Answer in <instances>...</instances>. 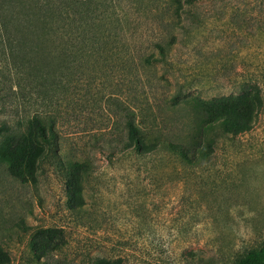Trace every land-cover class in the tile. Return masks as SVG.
Returning <instances> with one entry per match:
<instances>
[{"label":"rangeland","instance_id":"obj_1","mask_svg":"<svg viewBox=\"0 0 264 264\" xmlns=\"http://www.w3.org/2000/svg\"><path fill=\"white\" fill-rule=\"evenodd\" d=\"M64 1L0 0V264L264 251V0H114L123 35L94 44Z\"/></svg>","mask_w":264,"mask_h":264},{"label":"trees","instance_id":"obj_2","mask_svg":"<svg viewBox=\"0 0 264 264\" xmlns=\"http://www.w3.org/2000/svg\"><path fill=\"white\" fill-rule=\"evenodd\" d=\"M33 1L32 5L36 4L40 10L53 7L54 5V0ZM171 1L176 6V11L182 9L183 0ZM97 10L102 14V16H99L101 20L95 19V15H92V12ZM117 11L114 0H65L64 3L61 2L56 7V12L60 18L66 21L65 27H68L66 33L70 42L74 44L78 41L87 43L90 40L92 42L93 38L106 35L119 41L123 35L122 29L124 26L120 19L121 15H118ZM95 20L101 21V25L94 23ZM94 43L97 42L94 41ZM105 52H107L106 49L103 50L102 54L104 55ZM109 53L111 51H108ZM74 60L79 61L78 58H74ZM42 125L43 123L39 119H36L27 126L26 130L28 138H30L29 142L32 143L30 148H40L41 142L51 143L52 128L47 132ZM37 130H39V135H36ZM141 142L140 137L139 139L135 138L134 146L140 148L142 146ZM235 264H264V251H251Z\"/></svg>","mask_w":264,"mask_h":264}]
</instances>
